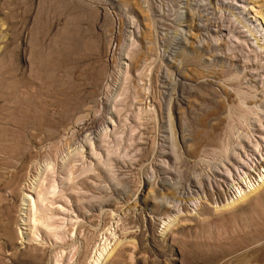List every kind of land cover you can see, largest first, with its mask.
I'll list each match as a JSON object with an SVG mask.
<instances>
[{
	"label": "rangeland",
	"instance_id": "374dc122",
	"mask_svg": "<svg viewBox=\"0 0 264 264\" xmlns=\"http://www.w3.org/2000/svg\"><path fill=\"white\" fill-rule=\"evenodd\" d=\"M262 171L264 0H0V264H264Z\"/></svg>",
	"mask_w": 264,
	"mask_h": 264
},
{
	"label": "bare ground",
	"instance_id": "6f19581e",
	"mask_svg": "<svg viewBox=\"0 0 264 264\" xmlns=\"http://www.w3.org/2000/svg\"><path fill=\"white\" fill-rule=\"evenodd\" d=\"M184 7H183V9H184V11H182V12H180V14H181V18H182V22L184 23L183 25H184V27H185V29L184 30H180V35H181V37H180V42H181V44L183 45L182 46V48L181 49H183L184 47H186V46H190V45H193L194 44V41H191V40H189V38L188 37H193L194 36V34H193V31H196V30H198L199 29V27H198V24H196L195 23V17H194V15H191V13H193L192 11V9H191V7L188 5V2H185L184 3ZM194 38V37H193ZM192 48H194V47H192ZM194 50V49H193ZM177 55H178V53H177ZM176 55V56H177ZM183 55V54H182ZM181 60V59H180ZM182 76V75H181ZM26 98V97H25ZM24 98V99H25ZM32 98L33 97H28V99L27 100H29L30 101V104H31V106L32 105H36V107L38 106V107H46V106H44V105H46L47 104V106H48V103H42V102H39L40 100H41V98L39 99L38 98V100L37 101H35L34 99L35 98H33V100H32ZM26 100V101H27ZM26 101H23V103H21V105L18 107V106H16V107H14V111L16 112V114H21V117H23V121L21 120V121H15L14 122V124H13V126L14 127H16V128H19V129H22L21 127H24V126H27V125H33V126H37L38 127V129H40V126L41 127H43V125H40V124H42V122L41 121H43V120H46V118L45 119H43V120H39V119H37V118H39V117H37L36 118V116H39V115H41V114H35V113H38L37 111L36 112H34L33 111V109L32 108H30L31 106H30V104H28ZM61 101V100H60ZM68 101V100H67ZM21 102V101H20ZM33 102H34V104H33ZM60 103V102H59ZM65 103V102H64ZM44 104V105H43ZM75 104V103H74ZM52 105H54V104H52ZM66 106V105H65ZM33 107V106H32ZM55 107V106H54ZM62 107V106H61ZM41 108H39V112H40V109ZM73 108V107H72ZM32 109V111L33 112H29V113H27L28 111H30ZM36 109V108H35ZM53 109V108H52ZM44 111H45V109H44ZM47 111V110H46ZM45 111V112H46ZM41 112H43V109H41ZM40 112V113H41ZM34 113V114H33ZM44 113V112H43ZM28 114H30L29 115V117L27 116ZM32 114V115H31ZM65 115H67V114H65ZM42 117H43V114L41 115ZM41 116H40V118H41ZM44 116H45V114H44ZM65 117V116H64ZM27 118V119H26ZM44 118V117H43ZM48 118V117H47ZM49 118H50V116H49ZM52 118V117H51ZM63 118V117H62ZM59 119V118H58ZM49 120V119H48ZM47 120V122L46 123H50L49 121ZM52 120V119H51ZM55 120V119H54ZM39 121L41 122L40 124H39ZM45 121H43V123H44ZM58 122V121H57ZM59 122H60V120H59ZM53 123V122H52ZM52 123H50L51 125H53ZM53 126H55V125H53ZM52 127V126H51ZM42 130V129H41ZM37 132H38V130H37ZM34 134V133H33ZM52 135V134H51ZM17 143V142H16ZM17 149V148H16ZM19 149V148H18ZM14 150V149H13ZM18 153H21V152H18ZM23 153V152H22ZM33 155V154H32ZM26 156V155H25ZM30 158V157H29ZM25 159V158H24ZM19 170V169H18ZM41 173V172H40ZM15 175H17V174H15ZM257 177L259 178V180H260V183L261 184H258L257 186H256V188H254V189H250L251 190V192H250V190H249V192H245V190H243V192H242V187L239 189L238 188V194H239V198H236V199H234V200H232L231 202H227L224 206H223V208L224 209H231V208H236L238 205H240V204H243L244 202H246V201H248L250 198H251V196H253V195H256L257 194V191H259V189L261 188V189H264V171H262L261 173L259 172V173H257ZM17 179V178H16ZM35 182V181H34ZM255 182H257V183H259V181L258 180H256V178H255ZM249 183V185L252 187V184H251V181H249L248 182ZM15 184V183H14ZM5 185V184H4ZM7 185V184H6ZM10 185V184H9ZM247 185V184H246ZM248 185V186H249ZM11 186V185H10ZM8 187V186H7ZM6 187V188H7ZM17 187V186H16ZM31 187V186H30ZM9 188V187H8ZM5 189V188H4ZM33 190H35V189H33ZM10 191V190H9ZM242 192V193H241ZM39 193V192H38ZM15 195V194H14ZM42 198V197H41ZM30 200H31V204H32V207L34 208L35 206V200H32L31 199V197L29 198ZM45 200V199H44ZM43 200V201H44ZM237 209V208H236ZM263 216V215H262ZM260 219H258L257 221L260 223V222H262V223H264V218L263 217H259ZM7 231V230H6ZM4 232V231H3ZM8 232V231H7ZM11 233V232H10ZM14 233V232H13ZM6 234V233H5ZM8 234H9V232H8ZM15 234V233H14ZM14 234H11V235H14ZM2 235V234H1ZM10 235V236H11ZM16 236V235H15ZM3 237V236H2ZM8 237V236H7ZM13 237V236H12ZM12 237H10L12 240H13V238ZM263 238V237H262ZM261 238V239H262ZM5 240H6V238H5ZM4 240V241H5ZM7 241H8V239H7ZM4 244H6L7 245V243H4ZM8 245H10L11 246V248H12V250H13V248H14V246H13V242H11V241H9V243H8ZM9 246V247H10ZM114 247V246H113ZM108 245L107 246H104V247H102V250H101V252H97L96 251V253H95V256L93 257V259H92V262H90L91 264H100L99 263V261L101 260V258H103V263L104 264H106L108 261H109V259L111 258V257H113V252H114V249L113 248H109L108 250ZM18 251V250H17ZM37 251V250H36ZM103 252L105 253L106 252V255L105 256H103ZM14 253V252H13ZM28 255H31L32 256V254H28ZM41 255H43V254H41ZM15 256H17L16 254H12L11 255V257L13 258V257H15ZM36 256V255H35ZM18 257V256H17ZM26 257V256H25ZM34 257V256H33ZM24 258V257H23ZM42 256L41 257H35V258H33L32 260H31V264H36V263H40L41 261H43L42 260ZM25 259V258H24ZM263 259H264V249H263ZM32 261H34V262H32ZM101 262V261H100ZM42 263V262H41ZM24 264V263H23ZM27 264H28V262H27ZM102 264V263H101Z\"/></svg>",
	"mask_w": 264,
	"mask_h": 264
}]
</instances>
